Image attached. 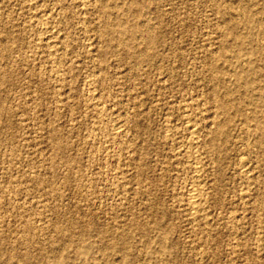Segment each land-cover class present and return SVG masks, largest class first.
Here are the masks:
<instances>
[{
  "label": "rangeland",
  "instance_id": "374dc122",
  "mask_svg": "<svg viewBox=\"0 0 264 264\" xmlns=\"http://www.w3.org/2000/svg\"><path fill=\"white\" fill-rule=\"evenodd\" d=\"M0 264H264V0H1Z\"/></svg>",
  "mask_w": 264,
  "mask_h": 264
},
{
  "label": "bare ground",
  "instance_id": "6f19581e",
  "mask_svg": "<svg viewBox=\"0 0 264 264\" xmlns=\"http://www.w3.org/2000/svg\"><path fill=\"white\" fill-rule=\"evenodd\" d=\"M1 1V0H0ZM115 7V6H114ZM108 8V7H107ZM138 8V7H137ZM109 9V8H108ZM138 10V9H137ZM123 19V18H122ZM144 22V21H143ZM124 25V24H123ZM49 27V26H48ZM135 29V28H134ZM49 33V32H48ZM124 33V32H123ZM128 34V33H127ZM132 35V34H131ZM149 35V34H148ZM147 35V36H148ZM52 36V35H51ZM150 36V35H149ZM129 37V36H127ZM137 37V36H136ZM52 38H55V37H52ZM51 39V38H50ZM57 45V43H56ZM52 46V45H50ZM54 47V46H53ZM57 47V46H56ZM140 55V54H139ZM145 57V56H144ZM243 64V63H242ZM92 98V97H91ZM102 113V112H101ZM188 121V120H187ZM189 124V123H188ZM193 131H192V134L195 135V130H194V127L193 126H189ZM189 128V129H190ZM196 128V127H195ZM197 130V129H196ZM118 131V130H117ZM121 131V130H120ZM199 132V131H198ZM119 132H117L118 134ZM122 133V132H121ZM191 133V132H190ZM192 135V136H193ZM169 136V135H168ZM196 138V137H195ZM192 140V139H191ZM195 140V139H194ZM187 142V141H186ZM195 142V141H194ZM190 143V142H189ZM183 145V144H182ZM188 145V144H187ZM186 146V145H185ZM181 147V146H179ZM187 148V147H186ZM189 148V147H188ZM108 156V155H107ZM191 156V154H190ZM198 157V156H197ZM197 159V158H196ZM189 161V160H188ZM185 162V161H184ZM199 164V163H198ZM245 165V164H244ZM246 167V166H245ZM244 167V168H245ZM203 168V167H202ZM200 169V168H199ZM201 170V169H200ZM203 170V169H202ZM196 172V170H194ZM199 171V170H198ZM123 173V172H122ZM199 173V172H197ZM202 173V172H201ZM200 173V174H201ZM124 175V174H123ZM198 183V182H197ZM201 185V184H200ZM199 185V186H200ZM198 187V186H196ZM193 188V187H192ZM195 189V188H194ZM191 190V189H190ZM206 190V189H205ZM202 199H203V196H202V190L200 188H196L195 190H193L190 194H189V209L191 211V214L194 216V215H197L200 211H201V206H202ZM191 216V215H190ZM196 217V216H195ZM198 217V216H197ZM201 217V216H200ZM194 220V219H193Z\"/></svg>",
  "mask_w": 264,
  "mask_h": 264
}]
</instances>
